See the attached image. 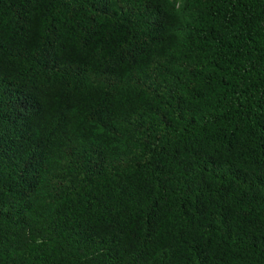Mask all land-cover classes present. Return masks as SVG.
Here are the masks:
<instances>
[{
	"label": "trees",
	"instance_id": "obj_1",
	"mask_svg": "<svg viewBox=\"0 0 264 264\" xmlns=\"http://www.w3.org/2000/svg\"><path fill=\"white\" fill-rule=\"evenodd\" d=\"M0 264H264V0H0Z\"/></svg>",
	"mask_w": 264,
	"mask_h": 264
}]
</instances>
